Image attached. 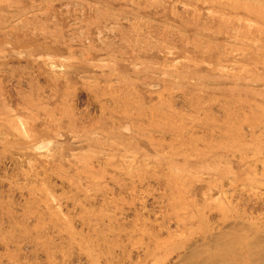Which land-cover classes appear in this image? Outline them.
<instances>
[{
    "label": "rangeland",
    "instance_id": "1",
    "mask_svg": "<svg viewBox=\"0 0 264 264\" xmlns=\"http://www.w3.org/2000/svg\"><path fill=\"white\" fill-rule=\"evenodd\" d=\"M0 264H264V0H0Z\"/></svg>",
    "mask_w": 264,
    "mask_h": 264
}]
</instances>
